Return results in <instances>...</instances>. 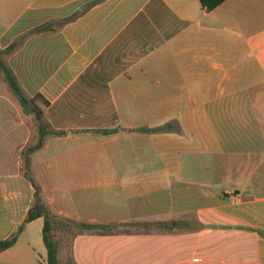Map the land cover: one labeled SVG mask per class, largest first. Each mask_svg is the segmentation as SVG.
<instances>
[{
  "label": "crops",
  "instance_id": "obj_1",
  "mask_svg": "<svg viewBox=\"0 0 264 264\" xmlns=\"http://www.w3.org/2000/svg\"><path fill=\"white\" fill-rule=\"evenodd\" d=\"M15 1H0V51L15 45L3 62L63 133L29 156L49 214L101 230L181 225L87 230L71 242V263L264 264V0L211 11L199 0H29L5 23ZM0 91L3 241L34 204L21 155L39 133L33 143V122ZM91 192L100 210L85 218L75 200L86 195L89 208ZM43 224H25L0 264L45 261Z\"/></svg>",
  "mask_w": 264,
  "mask_h": 264
},
{
  "label": "rangeland",
  "instance_id": "obj_2",
  "mask_svg": "<svg viewBox=\"0 0 264 264\" xmlns=\"http://www.w3.org/2000/svg\"><path fill=\"white\" fill-rule=\"evenodd\" d=\"M0 1H4V0H0ZM29 2V0H16L15 3L10 7V9L7 11L6 15V22H8V20H11L13 17H15L17 14L21 13L24 9L25 6L27 5V3ZM4 55L2 54V51H0V61L3 62ZM4 63V62H3ZM0 88H4L6 90L9 91V93L11 94L8 86L6 85L3 75L0 72ZM2 93V91H0ZM12 95V94H11ZM12 97V96H11ZM14 101H17V99L13 96ZM37 107H41L43 105V102L41 99L39 98H35L34 99V104ZM32 106V105H31ZM22 108V107H21ZM23 113L26 114L28 116L29 121L33 122V138L35 139L33 141V143L36 142V134L38 133V127H37V120L34 116V114L32 113H26L23 110ZM0 134H3L4 132L7 131V129H5V127L0 126ZM4 137H6V135H3ZM2 139V141L0 142V167L2 169V171H6L7 168V157H6V150L5 148V140L8 138H4ZM8 144V143H7ZM33 145L28 146L22 153L21 155V160L23 162V165L25 164V158H29L30 155L25 154L27 152V149L29 147H32ZM160 187L157 186V189H159ZM162 188V187H161ZM88 195H91L90 198V204L91 207H86L84 208L83 205L84 203L87 201L85 199V196L80 198L79 200H75L76 203H80V205H82L79 208H74L75 211H80L81 215L85 216L84 214H90V216H97L98 212H99V208H97V204H99V200L101 199V195L99 192H91V193H87ZM115 193H107L108 196V200L111 201H116L119 200L116 195L114 196ZM143 194L144 196L148 197H152L153 195H155V193L152 192H144V193H140ZM81 193H77L75 194V196L77 197H81ZM156 201H160L161 203H164L165 200H167V196L166 193L161 191V192H157L156 193ZM96 201L98 202L96 204ZM73 210V209H72ZM85 218H87L85 216ZM181 227V225L178 228H175L173 230V232H177L179 230V228ZM49 234L51 237V240L54 242L55 248L57 250V256L59 257V264H72L71 263V242L74 238V236H76L79 233H83V232H87L86 229H84L81 225L79 224H73L70 223L67 220L58 218L56 216H51L49 217ZM95 229L93 231L95 232H138V231H150V232H162L163 230L160 227L157 226H130V227H118L117 225H111L108 229ZM46 261V260H45ZM44 261V259H39L40 264H46Z\"/></svg>",
  "mask_w": 264,
  "mask_h": 264
},
{
  "label": "trees",
  "instance_id": "obj_3",
  "mask_svg": "<svg viewBox=\"0 0 264 264\" xmlns=\"http://www.w3.org/2000/svg\"><path fill=\"white\" fill-rule=\"evenodd\" d=\"M226 0H199L201 6L205 8L207 11H211L221 5ZM15 45H10L6 49L2 51L3 55L9 54L13 49ZM0 72L3 75L4 81L6 85L8 86L11 94L17 99L18 103L26 113H32L34 114L36 120H37V127H38V133L39 137L37 142L27 149V152L25 154L31 155L34 151L39 149L43 144V138L47 134H63L61 132H52L50 131L48 125L44 123L42 111L39 107H37L34 104V99H28L26 96L23 95L21 88L12 73V71L3 63L0 61ZM38 98V97H37ZM43 104H47L45 101H42ZM32 105V106H31ZM25 178L31 183L33 189H34V204L33 206L28 210L26 218L24 219L23 223L18 227L17 231L8 239L0 241V252H3L9 248H11L17 241L18 236L23 230V227L25 224L37 219L42 218L43 219V230H42V238L43 243L46 249V264H58L57 260V250L55 248L54 242L51 240L49 231V217L50 214L44 205L41 196H40V189L39 187L34 183V181L30 178L28 172H29V158H25ZM156 226L162 228L165 231H172L175 228H178L180 226V223H159L155 224ZM86 230H95L101 228L99 225H81ZM259 235L263 236L264 233L259 231Z\"/></svg>",
  "mask_w": 264,
  "mask_h": 264
}]
</instances>
